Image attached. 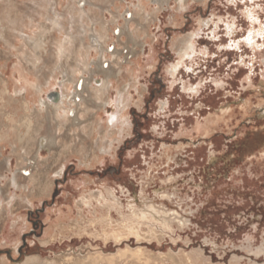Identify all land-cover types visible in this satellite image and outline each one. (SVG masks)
<instances>
[{
	"label": "rangeland",
	"instance_id": "rangeland-1",
	"mask_svg": "<svg viewBox=\"0 0 264 264\" xmlns=\"http://www.w3.org/2000/svg\"><path fill=\"white\" fill-rule=\"evenodd\" d=\"M48 1L0 0V30H9L10 20L27 22V27H22L25 35L13 31L19 37L10 36L15 48L0 45V76L6 69L5 80L15 86L23 82L16 69H28L23 59V51L30 50L24 47L27 36L40 34V25H50L48 18L54 17L55 0ZM186 1L142 0L145 11L139 9V0H96L87 5L94 19H103L111 26L109 53L115 49L122 52L111 105L102 111L101 124L110 125L118 107L114 102L120 92L128 90L132 97L127 115L130 128L123 137L116 135L114 149L98 163L82 164L77 156L66 160L64 173L54 178L53 191L37 198L33 205L24 200L29 192L21 176L34 173L36 162L47 158L39 169L55 168V158L48 149L40 152L41 160L30 155V167L24 172L13 155L11 140L7 147L0 144V190L4 189L0 203L14 197L0 224V264L4 257L10 264H23L30 257L45 261L94 252L112 256L128 249H141L154 260L136 255L125 264H174L179 256L196 259L197 264H264V0ZM39 2L45 8L38 6ZM78 2L58 0L59 13L66 17L65 31L56 32L60 41L71 28L75 12L70 13V7L75 3L81 10L84 5ZM142 24L148 31L140 38L135 31ZM80 26L76 23V28ZM89 28L87 34L96 36L92 24ZM252 33L257 34L255 42H249ZM191 35L195 48L181 62L176 44ZM86 43L93 45V39ZM56 44L52 46L50 72L62 62ZM99 56L96 59L93 51L90 63L94 70ZM68 69L65 63L63 70ZM58 80L46 92L48 100L58 102L63 75L59 74ZM85 80L90 85L88 74L78 75L77 84ZM101 82L99 75L93 85ZM81 95L89 99V88L84 87ZM87 119L92 121L93 114ZM206 122L215 125L208 134L198 130ZM21 131L26 134L24 128ZM61 134L64 137L56 142L68 143L70 133ZM99 141L100 135L87 140V151L92 152ZM14 174H18L20 189L7 190ZM100 192L108 199L115 227L131 216V206L140 209L146 205L171 216L172 227L156 229L157 236L145 242L130 236L121 244L103 235L101 226L95 231L85 224L68 232L79 219L83 196ZM95 206L101 210L97 201ZM90 210L85 213L89 219ZM102 214L99 211L98 216ZM62 215L66 230L60 229ZM49 230L58 235L54 242L44 244Z\"/></svg>",
	"mask_w": 264,
	"mask_h": 264
},
{
	"label": "bare ground",
	"instance_id": "bare-ground-1",
	"mask_svg": "<svg viewBox=\"0 0 264 264\" xmlns=\"http://www.w3.org/2000/svg\"><path fill=\"white\" fill-rule=\"evenodd\" d=\"M94 1L96 0H79L78 4H84L83 7L80 8L81 10L78 9L75 3L70 7L69 12H75V14H71V28L67 32V36L60 41V39L57 38L56 32L61 33L63 30L65 31L66 17L59 13L57 7L61 5V3L58 4V0H55L54 8H52L54 17L48 18L51 24H41L40 27L43 31L40 34H34V37L27 36L28 43L24 44V47L26 46L30 50L29 53L23 51L25 54L23 59L26 60V67L28 69L21 67L16 69L17 73H19V78H21V81L23 80L22 84L20 83V86H15L12 81L5 80L4 76L6 75V69L1 71L0 83L3 85V89L0 92L2 93L0 99L4 103L3 105L1 104L3 115L0 117V144H4L3 148L7 147L6 142L11 140L10 144L13 146V155L18 159V167L23 169L24 172H28L30 167V165H27L30 161V155H36V158L41 160V158H39V155H41L40 152L48 149L51 158H55L53 162V166H56L55 168L49 165L44 170L39 169L40 164L48 161L49 158H47L43 160L44 162H36L38 165H36L34 173L33 171H29L28 177L21 176L23 181L27 182V190L29 193L24 200H26V203L29 205H33L35 200L41 196L50 195L51 191H53L54 178L60 177L64 173L66 168L64 162L66 160L77 156L82 159V164L89 165V162L94 164L96 161L98 163L106 153L114 149V141L118 140L115 138L116 135L119 134L123 137L124 133L130 128V120L127 115L132 97L128 90L126 91L127 93L120 92L117 101L115 100L116 102L114 103H116L118 107L111 115L110 125L106 122L101 124V120H103L102 111L105 110L107 105H111L109 99L112 95L111 91L115 86L114 77L122 65L120 61L122 59V52L115 49L112 53H109L108 46L113 40V32L110 30L111 26L108 25L109 23L104 22L103 19H94V16L90 15V11H88L86 7L87 5L91 6ZM180 1L183 2L184 0ZM38 6L45 8L44 3L39 2ZM55 8H57V10ZM139 9L145 11L142 0H139ZM76 23L81 24V26L76 28ZM90 24H92L93 30L96 31V36H89L87 34L88 30L92 29L89 28ZM18 25L20 28H24L27 27V22L25 19H22L21 22L18 20H10L9 30H0V45L6 44L9 47L13 46V48H15L13 41L10 40V36L19 37V34H13V31H19L21 36L26 33L23 28L20 30ZM98 26L101 28L100 30ZM147 31L148 29L146 26L142 24V27L136 30L135 34L141 38ZM123 34L124 31L121 32L119 37L122 38L121 36H123ZM193 37L194 36L191 35L185 39H181L179 43L176 44L181 62L183 58L189 56L195 48ZM256 37L257 34L252 33L249 42H255ZM88 39H93V45L86 43ZM118 42L122 45L120 41ZM55 44L59 49L57 54L58 58L60 61L62 59V62L56 70L50 72L49 69L51 68L53 58L52 46ZM93 51L96 52V59L98 55H100L99 60H96V63H94L96 64V70L91 67L90 63L93 57ZM110 55H112V57H110ZM65 63L69 66V69L66 71L63 70ZM116 66L118 68H116ZM59 74L63 75V81L61 83L62 91L58 102H54V100H48L45 95L50 88L57 84L56 80H58ZM85 74H88L90 77V85L87 86L85 84L88 80L77 84L78 75L84 76ZM99 75L102 76V82L99 86H94L93 81L95 77ZM14 82L16 83L15 79ZM75 84L76 86L73 88ZM78 86H81V89H78ZM84 87L89 88V99H85L81 95L84 91ZM12 91L14 93L13 95L11 94ZM90 102H92L94 106H92ZM83 103H86V107L84 108L82 107ZM112 106L114 107V105ZM11 107H13V109L14 107L16 108L11 112L6 110ZM95 108L97 109L95 110ZM92 114L93 120L87 122V117ZM200 126H198V130L207 133L215 125L211 124V122H206L204 126ZM23 128L26 131L25 135L21 131ZM118 128H120V130ZM62 131H68L70 133V135L68 134L67 136L70 138L68 143L61 144L56 142L57 139L64 137L61 134ZM97 135H100V141L95 145L92 152H88L85 147L86 141L94 140ZM77 140L79 141L77 142ZM54 147H57V152L54 150ZM17 175L14 174L12 179L8 181L7 190H10L12 187H14L15 190L20 189V179ZM3 191L4 189L2 188L0 190V197ZM13 200L14 197H12L11 200L9 197L7 200L5 199V202H7L6 204L0 203V224L2 220H4L8 206L13 204ZM107 200L106 195L101 192L89 196L86 195L85 197L83 196L80 203L79 219H77L75 225L72 224L73 226L71 225L67 231L71 232L74 227H82L85 224H89L88 226L95 228V231L98 226H101L103 228V235L111 237L121 244V241L130 236H136L140 243V241H144L149 237L157 236L156 229H161L162 231V229H170L172 227L171 216L153 205H146L140 209L131 206V216L128 219H124L122 224L115 227L111 219V214H109L111 207ZM96 201L102 205L101 210L95 206ZM30 207L32 208V206ZM91 208L93 211L89 214H92V218L89 219L85 213L87 209L90 210ZM99 211L103 213L102 216H98ZM106 211L107 213H105ZM64 218L65 217L62 215L59 219L61 228H58L60 229H65V225H63ZM174 219H177V217L174 216ZM145 228H147V232H145ZM48 232L50 234L51 230ZM143 232L145 235H143ZM57 235L58 234L52 235L51 233L44 244L54 242ZM136 255L139 257L146 256L154 260L153 256L141 249L136 251L128 249L126 251H119L116 255L112 254V256L94 252L86 256L65 255V257L55 260L45 261L38 257H30V259L28 258L23 264H125L130 260L131 256ZM183 256L185 257V255ZM166 259L163 258L162 260ZM176 260L177 261L174 260V264H197L194 261L196 259L192 260L191 257L183 259L179 256ZM134 262L136 264H145L142 261ZM3 264H10L5 257L3 258Z\"/></svg>",
	"mask_w": 264,
	"mask_h": 264
}]
</instances>
